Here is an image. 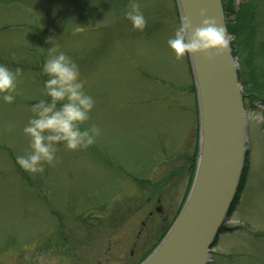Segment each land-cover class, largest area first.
Listing matches in <instances>:
<instances>
[{
  "label": "rangeland",
  "instance_id": "1",
  "mask_svg": "<svg viewBox=\"0 0 264 264\" xmlns=\"http://www.w3.org/2000/svg\"><path fill=\"white\" fill-rule=\"evenodd\" d=\"M230 1L236 76L258 93L244 108L264 112V0ZM136 2L143 30L124 16L129 0H0V64L21 69L14 101L0 100V264H139L176 217L197 151L193 79L188 56L167 46L176 1ZM53 45L94 100L81 128L101 132L84 149L58 145L53 163L30 173L16 157L30 151L32 105L49 99L42 66ZM245 147L231 231L207 264H264V124L247 119Z\"/></svg>",
  "mask_w": 264,
  "mask_h": 264
},
{
  "label": "water",
  "instance_id": "2",
  "mask_svg": "<svg viewBox=\"0 0 264 264\" xmlns=\"http://www.w3.org/2000/svg\"><path fill=\"white\" fill-rule=\"evenodd\" d=\"M178 16L200 26V9L224 25L220 0H175ZM191 30H189L190 34ZM198 112L195 167L184 202L167 233L140 264H207L227 219L243 168L246 143L245 93L231 49L208 59L188 56Z\"/></svg>",
  "mask_w": 264,
  "mask_h": 264
},
{
  "label": "clouds",
  "instance_id": "3",
  "mask_svg": "<svg viewBox=\"0 0 264 264\" xmlns=\"http://www.w3.org/2000/svg\"><path fill=\"white\" fill-rule=\"evenodd\" d=\"M199 15L203 19L195 28L186 15H181L167 39V46L177 60L200 53L211 60L230 50L232 36L226 26L209 17L206 8H201ZM124 16L134 29L143 30L146 26V18L136 0H129ZM49 52L53 54L46 57L42 66L48 77L44 81L43 92L49 99H40L32 105L33 116L22 129L29 138L30 151L16 157L20 167L30 173L43 172L45 163H53L58 145L62 144L69 150L84 149L92 145L101 132L94 124L81 128L89 119L94 100L84 91L78 65L64 51H58L55 45ZM20 75L21 69L13 71L0 64V100L5 103L14 101ZM245 115L257 125L264 124V112L249 110Z\"/></svg>",
  "mask_w": 264,
  "mask_h": 264
},
{
  "label": "trees",
  "instance_id": "4",
  "mask_svg": "<svg viewBox=\"0 0 264 264\" xmlns=\"http://www.w3.org/2000/svg\"><path fill=\"white\" fill-rule=\"evenodd\" d=\"M221 1V7H222V11L224 12V11H226L227 9H228V5L229 4H231V1L230 0H220ZM230 7V6H229ZM233 11V10H232ZM227 28V27H226ZM235 28V27H234ZM227 30H228V28H227ZM259 81H253V85H251V89H258L259 87H260V83H258ZM257 84V85H256ZM245 91V90H244ZM246 92V94L248 95L247 96V98H251L252 99V96H254V95H257L258 93L257 92H254V90H250V91H245ZM189 171H193V168H191ZM237 199V196H235L234 197V200H233V204L235 203V200ZM233 204H232V206H233ZM230 207L229 208V211H228V215H230L231 214V212H232V210H233V207ZM222 229H224V227H221V230ZM167 230V229H166ZM166 230H164L163 231V234L165 233V231ZM162 238V236L160 237V239ZM159 239V240H160ZM216 241V240H215ZM215 243V242H214Z\"/></svg>",
  "mask_w": 264,
  "mask_h": 264
},
{
  "label": "bare ground",
  "instance_id": "5",
  "mask_svg": "<svg viewBox=\"0 0 264 264\" xmlns=\"http://www.w3.org/2000/svg\"><path fill=\"white\" fill-rule=\"evenodd\" d=\"M188 63H189V61H188Z\"/></svg>",
  "mask_w": 264,
  "mask_h": 264
}]
</instances>
